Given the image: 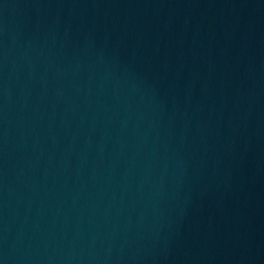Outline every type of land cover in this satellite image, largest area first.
<instances>
[{
	"label": "water",
	"instance_id": "95a60500",
	"mask_svg": "<svg viewBox=\"0 0 264 264\" xmlns=\"http://www.w3.org/2000/svg\"><path fill=\"white\" fill-rule=\"evenodd\" d=\"M264 135V0H0V264H228Z\"/></svg>",
	"mask_w": 264,
	"mask_h": 264
}]
</instances>
